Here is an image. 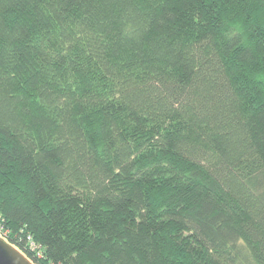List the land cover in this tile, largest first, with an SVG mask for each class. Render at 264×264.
Instances as JSON below:
<instances>
[{
    "label": "trees",
    "instance_id": "trees-1",
    "mask_svg": "<svg viewBox=\"0 0 264 264\" xmlns=\"http://www.w3.org/2000/svg\"><path fill=\"white\" fill-rule=\"evenodd\" d=\"M0 219L34 264H264V0H0Z\"/></svg>",
    "mask_w": 264,
    "mask_h": 264
},
{
    "label": "water",
    "instance_id": "water-1",
    "mask_svg": "<svg viewBox=\"0 0 264 264\" xmlns=\"http://www.w3.org/2000/svg\"><path fill=\"white\" fill-rule=\"evenodd\" d=\"M0 264H34L22 251L0 237Z\"/></svg>",
    "mask_w": 264,
    "mask_h": 264
},
{
    "label": "built area",
    "instance_id": "built-area-1",
    "mask_svg": "<svg viewBox=\"0 0 264 264\" xmlns=\"http://www.w3.org/2000/svg\"><path fill=\"white\" fill-rule=\"evenodd\" d=\"M7 233H8V231L6 229H4L3 224L1 223V219H0V237H2L4 240L8 241Z\"/></svg>",
    "mask_w": 264,
    "mask_h": 264
},
{
    "label": "rangeland",
    "instance_id": "rangeland-1",
    "mask_svg": "<svg viewBox=\"0 0 264 264\" xmlns=\"http://www.w3.org/2000/svg\"><path fill=\"white\" fill-rule=\"evenodd\" d=\"M35 250V249H34ZM37 251V250H36Z\"/></svg>",
    "mask_w": 264,
    "mask_h": 264
}]
</instances>
